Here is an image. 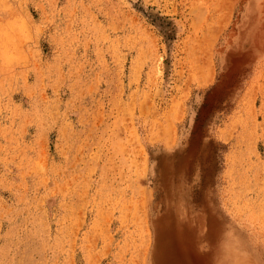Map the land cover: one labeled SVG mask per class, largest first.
<instances>
[{
    "label": "rangeland",
    "instance_id": "1",
    "mask_svg": "<svg viewBox=\"0 0 264 264\" xmlns=\"http://www.w3.org/2000/svg\"><path fill=\"white\" fill-rule=\"evenodd\" d=\"M0 264H264V0H0Z\"/></svg>",
    "mask_w": 264,
    "mask_h": 264
}]
</instances>
